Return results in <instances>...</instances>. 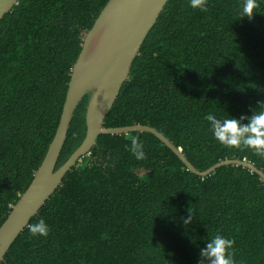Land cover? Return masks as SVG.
Segmentation results:
<instances>
[{"label": "trees", "instance_id": "16d2710c", "mask_svg": "<svg viewBox=\"0 0 264 264\" xmlns=\"http://www.w3.org/2000/svg\"><path fill=\"white\" fill-rule=\"evenodd\" d=\"M109 0H18L0 20V226L50 144L82 35ZM252 20L242 0L206 13L168 0L144 39L104 128L148 126L202 172L264 158L219 145L204 119L250 116L264 101V0ZM90 94L75 108L55 169L85 137ZM147 159L135 160L129 137ZM192 215L185 226L183 220ZM44 219L47 238L28 225ZM17 236L0 264H198L217 233L236 264H264V183L241 166L198 177L152 134L100 135Z\"/></svg>", "mask_w": 264, "mask_h": 264}, {"label": "water", "instance_id": "95a60500", "mask_svg": "<svg viewBox=\"0 0 264 264\" xmlns=\"http://www.w3.org/2000/svg\"><path fill=\"white\" fill-rule=\"evenodd\" d=\"M18 0H0V20ZM168 0H109L92 27L82 35L81 50L69 77L64 104L54 136L33 174L27 189L12 206L0 226V262L17 236L27 227L46 200L60 187L66 173L76 161L95 146L100 135H127L134 132L152 134L169 149L186 170L198 177L211 175L222 166H241L258 175L264 173L246 161L224 160L205 171H198L168 139L155 129L132 125L104 128L103 121L128 78L140 47ZM90 94L85 111V137L69 158L55 169L66 139L73 112L86 94Z\"/></svg>", "mask_w": 264, "mask_h": 264}, {"label": "clouds", "instance_id": "9594fccd", "mask_svg": "<svg viewBox=\"0 0 264 264\" xmlns=\"http://www.w3.org/2000/svg\"><path fill=\"white\" fill-rule=\"evenodd\" d=\"M188 6L201 13L209 10V0H188ZM259 0H242L239 15L252 20L259 14ZM256 109H250L251 115L219 119L216 115L208 113L204 119L209 124V131L213 139L226 149L239 151L249 150L254 155L264 158V101L257 103ZM128 149L131 156L137 161L147 159L144 142L137 136L129 137ZM192 215L182 222L185 226L192 221ZM28 231L34 238H47L50 227L44 219L28 225ZM198 264H236L234 258V241L217 233L212 236L200 249Z\"/></svg>", "mask_w": 264, "mask_h": 264}]
</instances>
